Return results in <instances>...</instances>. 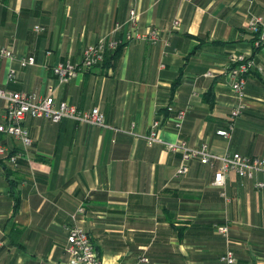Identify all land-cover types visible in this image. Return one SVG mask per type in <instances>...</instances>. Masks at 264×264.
Returning <instances> with one entry per match:
<instances>
[{
  "label": "crops",
  "instance_id": "1",
  "mask_svg": "<svg viewBox=\"0 0 264 264\" xmlns=\"http://www.w3.org/2000/svg\"><path fill=\"white\" fill-rule=\"evenodd\" d=\"M131 7L138 30L157 29L159 40L123 41ZM250 14H264V0H0V48L14 52L0 57V88L44 96L51 87L56 103L97 106L107 124L27 116L32 145L3 138L23 156L17 167L0 157V264H70L63 247L74 223L105 264H134L143 253L147 264H223L214 226L224 222L235 264H264V187H256L264 175L228 172L223 196L214 170L198 160L177 175L180 153L164 145L204 142L216 154L264 157L263 72L247 75L246 108L230 140L218 133L235 102L222 74L229 55L251 54L264 69V46L253 47L246 28ZM109 37L122 41L117 49L57 83L52 65L78 62L85 46ZM27 55L35 64L20 66L16 57ZM209 69L215 75L203 76ZM155 119L161 142L147 145Z\"/></svg>",
  "mask_w": 264,
  "mask_h": 264
},
{
  "label": "built area",
  "instance_id": "2",
  "mask_svg": "<svg viewBox=\"0 0 264 264\" xmlns=\"http://www.w3.org/2000/svg\"><path fill=\"white\" fill-rule=\"evenodd\" d=\"M252 1V0H248ZM139 14L133 7L129 8L126 24L128 31L124 35L123 41L141 39L150 43H155L160 38L157 29L151 28L146 31L138 30ZM123 24V23H122ZM122 24H119L122 26ZM179 24L176 19L174 26ZM246 28L255 48L264 46V14H250L248 16ZM36 31H42L43 27L35 26ZM122 41L111 37L102 38L97 43L85 46L82 50L81 58L78 62H58L51 66V72L56 78L58 84H63L69 79L77 76L83 70L100 64L103 60L104 52L114 50ZM13 50L8 47L0 48V57L12 59ZM47 54L49 51L46 52ZM20 66H31L35 64V58L32 55L16 57ZM253 71L264 73L262 65L258 64L254 57L242 53L230 54L229 63L222 71L226 83L234 95L235 102L229 111L226 126L218 130L219 135L230 140L235 128V122L246 108V79L247 75ZM15 71L9 69L7 78L13 79ZM205 77L215 75L213 70H207L202 74ZM0 99L4 102L0 110V157L6 160L11 167H17L19 159L23 156L22 151L9 152L4 137H12L18 140L23 148L29 147L33 143L28 130L23 126L24 119L29 116L32 118H46L51 122H59L63 118L74 120L78 123L107 127L105 116L100 109L95 106L90 109L82 110L66 101L55 102L52 88H48V93L40 96L36 92L25 91H7L0 88ZM187 108L179 109L174 117L173 124L178 132L183 124ZM159 120L155 119L151 123L149 134L144 136L147 145L161 142L158 139ZM164 145L170 152L180 153V162L177 167V175H185L188 172V163L190 160H198L201 164H206L214 170L213 184L221 188V194L225 196V180L228 172L234 173L239 178L251 179L258 172L264 175V157L248 156L235 151H226L222 154H216L208 149L206 143H201L199 147H191L183 140L164 142ZM258 189L264 187V181L256 183ZM80 211V208L77 212ZM71 214L74 219L76 213ZM215 231L224 238L225 248L219 257L223 264H233L235 262L234 252L231 248L232 238L230 235L229 224L227 222L215 224ZM2 242L0 241V246ZM64 253L67 255L70 264H105L99 257L97 251L89 240L86 231L78 224L67 228L66 242L64 244ZM148 256L143 253L139 255L134 264H147Z\"/></svg>",
  "mask_w": 264,
  "mask_h": 264
},
{
  "label": "trees",
  "instance_id": "3",
  "mask_svg": "<svg viewBox=\"0 0 264 264\" xmlns=\"http://www.w3.org/2000/svg\"><path fill=\"white\" fill-rule=\"evenodd\" d=\"M251 43H252V40H251ZM253 46V45H252ZM254 47V46H253ZM260 47H263V46H260ZM118 48V47H117ZM116 48V49H117ZM249 55H251V54H249ZM252 56V55H251ZM18 205V202H17V199L15 198V208H16V206Z\"/></svg>",
  "mask_w": 264,
  "mask_h": 264
},
{
  "label": "rangeland",
  "instance_id": "4",
  "mask_svg": "<svg viewBox=\"0 0 264 264\" xmlns=\"http://www.w3.org/2000/svg\"><path fill=\"white\" fill-rule=\"evenodd\" d=\"M232 243H233V240H232ZM232 243H231V248H232V245H233ZM232 250H233V248H232ZM233 252H234V250H233ZM222 253H223V252H222ZM220 255H221V254H220ZM234 256H235V253H234ZM219 257H220V256H219ZM235 263H236V256H235V262H234L233 264H235Z\"/></svg>",
  "mask_w": 264,
  "mask_h": 264
}]
</instances>
